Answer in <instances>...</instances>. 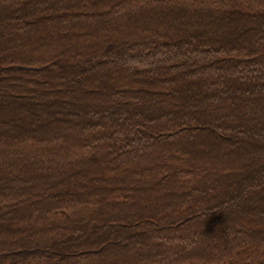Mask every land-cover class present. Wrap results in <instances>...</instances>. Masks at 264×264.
<instances>
[{
  "label": "trees",
  "instance_id": "16d2710c",
  "mask_svg": "<svg viewBox=\"0 0 264 264\" xmlns=\"http://www.w3.org/2000/svg\"><path fill=\"white\" fill-rule=\"evenodd\" d=\"M0 264H264V0H0Z\"/></svg>",
  "mask_w": 264,
  "mask_h": 264
}]
</instances>
